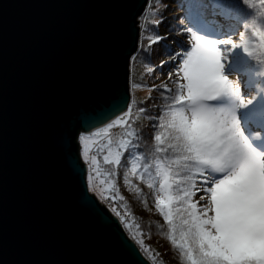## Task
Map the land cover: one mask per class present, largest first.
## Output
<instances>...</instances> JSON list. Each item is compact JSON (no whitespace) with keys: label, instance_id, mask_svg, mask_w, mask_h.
Returning a JSON list of instances; mask_svg holds the SVG:
<instances>
[{"label":"water","instance_id":"95a60500","mask_svg":"<svg viewBox=\"0 0 264 264\" xmlns=\"http://www.w3.org/2000/svg\"><path fill=\"white\" fill-rule=\"evenodd\" d=\"M148 1L0 0V264H151L78 142L125 99Z\"/></svg>","mask_w":264,"mask_h":264},{"label":"snow or ice","instance_id":"6c2138e0","mask_svg":"<svg viewBox=\"0 0 264 264\" xmlns=\"http://www.w3.org/2000/svg\"><path fill=\"white\" fill-rule=\"evenodd\" d=\"M242 3L253 15L240 24L232 19L236 13L233 0H185L183 20L187 23L177 34L191 43L180 41L179 51L170 50L169 59L159 65L178 60L175 78L169 73L167 82L151 87L132 82L125 89L123 103L118 101L107 115L86 122L85 134L78 136L86 187L94 178L101 186L109 185L104 189L109 195L101 193L102 198L133 246L146 253L151 264L164 261L146 244L150 233L120 193L121 179L144 197L148 210L140 185L150 190L180 264H264V153L252 146L236 116V110L252 104L255 97L241 95L239 81L225 75L223 63L238 48L264 63V27L257 22V16L259 21L264 19V0H259L258 12L256 0ZM189 12L211 29L226 31L232 24L236 28L222 38L198 33L189 25ZM161 22L156 20L155 27ZM248 32L251 36L244 42ZM167 39L152 35L143 50L151 54L153 45ZM257 42L258 51L250 50L257 48ZM155 70V66L147 68L148 73ZM142 87L159 92L163 107L152 105L158 114L131 94L132 89ZM221 97H228L232 106H218ZM141 117L151 121L150 142L138 124ZM142 148L146 151H138Z\"/></svg>","mask_w":264,"mask_h":264},{"label":"trees","instance_id":"16d2710c","mask_svg":"<svg viewBox=\"0 0 264 264\" xmlns=\"http://www.w3.org/2000/svg\"><path fill=\"white\" fill-rule=\"evenodd\" d=\"M172 1H174L178 5V7L181 9V11L177 13L176 20L173 21L174 25L172 28L174 29L181 28L184 22L187 23L186 21L183 20L184 12H185V9H184L185 0H172ZM169 2L170 0H150V4L147 7V12L144 18H146L149 13L150 14L152 13L154 15L152 18L148 17L147 20L149 24L147 26L146 25L142 26L140 48L138 51V55L137 54L135 55L137 59L133 60L131 64V70L136 69V67L140 64V62L145 63L147 65L146 67L143 66L145 68V72H143V75L145 78L146 77L147 78L146 80L143 79V81H140V83L147 84L149 85V87L168 81V75L161 76V73H159V71L165 69V66H168L169 63L165 64L164 67L162 68L159 67V65H160V61L163 60L162 57L168 56V54H170V50H173L171 49V45L167 44L165 40H163L160 42L159 45H153V52L151 54H148L147 52L143 50V44L145 40L152 35L159 34L163 36L161 27L166 18L167 9L171 8L169 5ZM233 3L236 8V13L232 17L233 20H236L240 24H243L244 22L247 21V19H249L253 15V12L243 5L242 0H233ZM256 3H257V9L255 11L258 12L259 11L258 9L259 0H256ZM187 18L189 21V25L191 27L205 34H213V35L219 34L221 35V37H223L224 35H228L231 32H233L236 28V25L232 24L227 28L226 31L211 29L199 18V16L195 12H189L187 14ZM158 19L162 20V22L159 24L158 27H155L154 22ZM257 22L258 24L260 22L262 24L260 26L264 27V19L259 21V17L257 16ZM241 31H244V29H241ZM248 40L249 38L244 37V42ZM237 42H242V41L237 39ZM238 53H240V55H236V53H233L232 58L233 59L240 58L244 54L243 49L242 48L239 49ZM138 61H139V64H138ZM150 66H155L156 70L153 73L147 72V68ZM132 74L135 75L133 72ZM173 78H175V73L173 74ZM253 78L254 77L252 76L251 79ZM132 82L136 83L135 78L134 80L132 79ZM149 87L142 88L144 93L140 95L137 93L132 94V95L138 102L144 101L145 106L148 107L150 109V112L155 115V114H158L159 109L152 107V105L159 104L162 108L164 102L159 98L160 97L159 92L150 91ZM150 96L155 97L156 99L155 100L148 99ZM138 124L144 131L146 141L150 142L151 140L150 134L152 131L151 126H150L151 121H149L148 119L144 117H141L138 121ZM138 151H146V149L142 148V149H139ZM101 170L102 171L104 170L103 164H101ZM95 181L99 183L98 180L95 179ZM118 186L120 189V193L125 196L126 201L132 213L136 216V218L138 219L143 229L146 232L150 233V238H147L145 241L146 244L150 245L152 249H154L155 251L161 254L160 258L164 261V264H180L178 253L170 246V242L167 240V237L165 234L167 225L164 224L162 217L159 216V214L156 212L153 206V201H152L150 190H148L145 185H140L146 197L148 198V203L150 207V210H148V209H145L144 204H143L144 197H140L134 192V190H130L129 186L125 185L122 179L119 181ZM101 187H104V189H106L109 187V185L105 184ZM103 195L107 196L109 195V192L104 191ZM143 254L148 258V255L146 253H143Z\"/></svg>","mask_w":264,"mask_h":264},{"label":"rangeland","instance_id":"374dc122","mask_svg":"<svg viewBox=\"0 0 264 264\" xmlns=\"http://www.w3.org/2000/svg\"><path fill=\"white\" fill-rule=\"evenodd\" d=\"M149 4H150V0L148 1V4L145 6V9L142 12V14L138 17V20H139L138 25L140 27V39H141L142 26L143 25L147 26L149 24L148 20H147L148 17L152 18L154 15L152 13L151 14L149 13L147 15V17L144 18V16L146 15V12H147V7L149 6ZM169 5L171 8L167 9L166 18H165L164 23L161 27V31L163 33V36L168 37V39L165 40V42L167 44L171 45V49L179 51V48H180L179 42L180 41H184L185 44H190L191 41H190V39L186 38L185 35H183L182 33L179 35L177 34L181 28H177V29L172 28L174 25L173 21L176 20L177 13H179L181 11V9L172 0H170ZM145 20H146V22H145ZM184 25H186L185 22H184ZM147 28H149V27H147ZM193 30L197 31L198 33H201L194 28H193ZM201 34H203V33H201ZM250 36H251L250 32L245 34L246 38H249ZM220 38H222V37H220ZM221 47L223 48L224 46H221ZM139 48H140V40H139L138 50L134 54V56L136 54L138 55ZM258 48H259V44L257 42V48H253L250 50L257 52ZM239 49H241V48H238V49L233 50L232 52H229L227 54V58L223 60V63L225 64L224 73H225V75H228L229 77H231L232 80L237 79L239 81L241 95H243L245 97H253V96L255 97L253 99L252 104L248 105L247 107L238 108L236 110V116L240 121V127H241L242 131L249 138V141L252 144V146L257 151L264 153V74H261L262 72H264V63L256 61L254 57L249 56L247 53L244 52V50H243L244 54L240 58L232 60V54L233 53H236V55H240V53H238ZM162 59L168 60L169 54H168V56L162 57ZM132 61L133 60H130V66H129V68H130V70H129V85L132 83V79L134 80V78H135L136 83H140V81H143V79L146 80V78H147V77L145 78L143 75V72H145V68L143 66L146 67L147 65L145 63H141V62H140V64H141L140 65L139 61H138L139 65L136 67V69L131 70ZM178 62H179L178 60L176 62H173V63L169 62V65L165 66V69H163V70L160 69L161 71H159V73H161V76H167L169 73L174 74L175 70H176L175 64ZM132 72L135 75H133ZM252 76L254 77V79L252 80L253 86L252 87L251 86L250 87H244L243 86V79L245 78L246 79L245 81L250 82V80H251L250 77H252ZM255 87H256V93L253 92L255 90ZM142 88H144V87H142ZM142 88L132 89L131 94L137 93L140 95V94L144 93ZM249 92L250 93L252 92L251 93L252 96L248 94ZM216 104L218 106H222V107H231L232 106V102L230 101V99L228 97L219 98V100L216 102ZM250 120H252L251 124H253V125H250V123H249ZM89 143L91 144L92 142L90 141ZM80 153H81V157H82L81 148H80ZM88 186H89L90 193H92V194L94 193L95 196L100 200V202L108 208L106 201L102 198V195H101V192L102 193L104 192V187H101L99 185V183H97L95 181V178L93 179V181Z\"/></svg>","mask_w":264,"mask_h":264},{"label":"bare ground","instance_id":"6f19581e","mask_svg":"<svg viewBox=\"0 0 264 264\" xmlns=\"http://www.w3.org/2000/svg\"><path fill=\"white\" fill-rule=\"evenodd\" d=\"M94 130H95V129H94ZM82 134H85V132L81 133V135H82Z\"/></svg>","mask_w":264,"mask_h":264}]
</instances>
